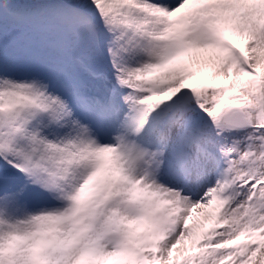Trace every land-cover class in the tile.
I'll use <instances>...</instances> for the list:
<instances>
[{
  "label": "snow or ice",
  "instance_id": "obj_1",
  "mask_svg": "<svg viewBox=\"0 0 264 264\" xmlns=\"http://www.w3.org/2000/svg\"><path fill=\"white\" fill-rule=\"evenodd\" d=\"M0 264H264V0H0Z\"/></svg>",
  "mask_w": 264,
  "mask_h": 264
},
{
  "label": "rangeland",
  "instance_id": "obj_2",
  "mask_svg": "<svg viewBox=\"0 0 264 264\" xmlns=\"http://www.w3.org/2000/svg\"><path fill=\"white\" fill-rule=\"evenodd\" d=\"M231 43L234 47L240 49L242 52L245 51L244 50V42L242 40L233 39L231 41ZM246 54L247 53L245 52V55ZM193 71L195 72V69H193ZM231 71H232V69L229 68L230 73H231ZM208 78H209V73L207 71H205L203 73L196 72L194 75H192L188 79L184 80L183 83L189 84V85H194L197 83H201L204 80H207ZM216 82L220 85L227 86L231 82V76L228 79H225L223 75L217 76Z\"/></svg>",
  "mask_w": 264,
  "mask_h": 264
}]
</instances>
